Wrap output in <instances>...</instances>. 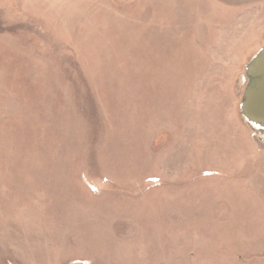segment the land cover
I'll return each instance as SVG.
<instances>
[{"label": "rangeland", "instance_id": "1", "mask_svg": "<svg viewBox=\"0 0 264 264\" xmlns=\"http://www.w3.org/2000/svg\"><path fill=\"white\" fill-rule=\"evenodd\" d=\"M263 47L264 0H0V264H264Z\"/></svg>", "mask_w": 264, "mask_h": 264}, {"label": "water", "instance_id": "2", "mask_svg": "<svg viewBox=\"0 0 264 264\" xmlns=\"http://www.w3.org/2000/svg\"><path fill=\"white\" fill-rule=\"evenodd\" d=\"M245 73L241 114L255 133L264 135V47L250 60Z\"/></svg>", "mask_w": 264, "mask_h": 264}, {"label": "bare ground", "instance_id": "3", "mask_svg": "<svg viewBox=\"0 0 264 264\" xmlns=\"http://www.w3.org/2000/svg\"><path fill=\"white\" fill-rule=\"evenodd\" d=\"M259 137L264 140V135L260 134Z\"/></svg>", "mask_w": 264, "mask_h": 264}]
</instances>
